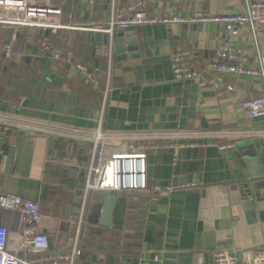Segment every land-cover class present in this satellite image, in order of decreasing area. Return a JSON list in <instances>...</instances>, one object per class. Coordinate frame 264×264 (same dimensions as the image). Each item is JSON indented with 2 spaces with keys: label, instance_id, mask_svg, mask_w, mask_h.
Segmentation results:
<instances>
[{
  "label": "crops",
  "instance_id": "crops-1",
  "mask_svg": "<svg viewBox=\"0 0 264 264\" xmlns=\"http://www.w3.org/2000/svg\"><path fill=\"white\" fill-rule=\"evenodd\" d=\"M111 1L51 0L61 9L62 23L81 27L105 23ZM129 1L114 0V7ZM138 1L158 16L228 13L243 6V0ZM91 34L0 25V115L14 125L38 124V129L15 126L3 145L0 195L37 201L49 251L67 252L76 209L72 199L83 185L92 145L63 131H92L100 122L104 132L124 137L115 142L124 139L145 152L146 189L116 192L126 197L120 229L87 221L76 264H212L214 251L242 261L264 251V200L246 215L251 205L240 197V181L248 167L237 150L240 142L264 146V116L248 117L240 106L260 96L262 88L250 76L205 68L226 42L247 57L246 65H254L247 29L227 37L216 23L137 25L124 35L136 37L138 56L113 57L106 99L104 45ZM257 40L264 55V26ZM9 42L11 59L3 50ZM184 50L197 55L199 74L181 80L173 74L172 59ZM81 63L88 68L80 70ZM228 83L236 90H228ZM9 150L12 164L5 166ZM17 218L0 207L1 225L14 230ZM154 254L161 261H154Z\"/></svg>",
  "mask_w": 264,
  "mask_h": 264
},
{
  "label": "built area",
  "instance_id": "built-area-1",
  "mask_svg": "<svg viewBox=\"0 0 264 264\" xmlns=\"http://www.w3.org/2000/svg\"><path fill=\"white\" fill-rule=\"evenodd\" d=\"M111 1L110 16L103 24L92 27H81L64 24L61 21V9L51 0H0V25L27 29H83L90 32H101L106 37L103 44L105 55L102 80L105 85L104 98L110 91L112 62L114 57V35L119 27L145 24H206L222 25L227 37L237 35L244 27L249 33L254 51V65H246L247 57L229 42L218 46L215 60L205 63V68L222 74L250 76L262 88V94L241 101L240 106L248 117L264 116V55L258 47L257 35L264 26V0H243L240 10L228 13H205L201 10L189 15L171 13L158 16L141 8L138 0H130L124 7L116 9ZM13 43L3 47L5 57L13 56ZM59 58V52L52 54ZM172 71L177 79L185 80L197 74L198 57L193 50L177 52L173 56ZM85 70L86 64L76 65ZM227 89L235 91L231 83ZM20 127L38 129L34 122H20ZM8 117L0 115V157L5 158V145L16 131ZM57 129H55L56 131ZM262 131H259V133ZM63 135L77 140L91 142V154L84 175V182L79 190L81 201L76 205L71 217L73 231L69 237L67 252L49 251L48 235L42 230L40 205L37 201L23 198L16 194L0 195V207L17 214L18 224L14 230H9L0 224V264H76L82 252L84 228L87 224L89 195L92 191L120 192L141 191L146 189V154L139 147H133L126 140L115 142L120 138L112 133L104 132L99 122L92 131L72 129L63 131ZM164 136V135H163ZM154 261H161L160 254L152 255ZM212 264H264V251H257L249 261L238 260L227 251H214L211 255Z\"/></svg>",
  "mask_w": 264,
  "mask_h": 264
},
{
  "label": "water",
  "instance_id": "water-1",
  "mask_svg": "<svg viewBox=\"0 0 264 264\" xmlns=\"http://www.w3.org/2000/svg\"><path fill=\"white\" fill-rule=\"evenodd\" d=\"M135 26H123L117 28L113 51L116 59L134 58L138 56V44L136 37L125 36L127 31H134ZM90 38L97 42H106L103 33L95 31ZM128 52V53H127ZM105 67V64H103ZM260 141L240 142L237 146L238 156L248 167V172L240 181V197L247 208L246 215L249 217V211L254 208L255 203L264 200V146ZM12 164V151L9 150L6 155L5 166ZM89 206L87 212V221L101 226H112L120 229L123 223V217L126 206V197L118 195L116 192L92 191L89 195ZM81 197L77 194L72 202L78 205Z\"/></svg>",
  "mask_w": 264,
  "mask_h": 264
},
{
  "label": "trees",
  "instance_id": "trees-1",
  "mask_svg": "<svg viewBox=\"0 0 264 264\" xmlns=\"http://www.w3.org/2000/svg\"><path fill=\"white\" fill-rule=\"evenodd\" d=\"M82 244H84V242H82ZM83 248V245L81 246ZM49 249H50V245H49ZM83 254V249H82V252H81V255L79 256V258L82 256Z\"/></svg>",
  "mask_w": 264,
  "mask_h": 264
},
{
  "label": "rangeland",
  "instance_id": "rangeland-1",
  "mask_svg": "<svg viewBox=\"0 0 264 264\" xmlns=\"http://www.w3.org/2000/svg\"><path fill=\"white\" fill-rule=\"evenodd\" d=\"M118 193V192H117ZM61 225H63V223H61Z\"/></svg>",
  "mask_w": 264,
  "mask_h": 264
}]
</instances>
